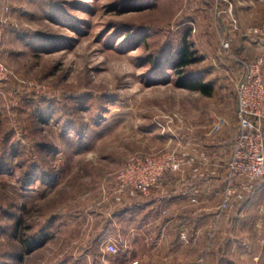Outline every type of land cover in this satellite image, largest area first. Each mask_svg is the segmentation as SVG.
<instances>
[{"label":"rangeland","instance_id":"374dc122","mask_svg":"<svg viewBox=\"0 0 264 264\" xmlns=\"http://www.w3.org/2000/svg\"><path fill=\"white\" fill-rule=\"evenodd\" d=\"M0 30V264H183L162 225L134 234L157 189L121 169L236 134L237 84L255 64L264 78V0H0ZM184 37L210 96L178 84ZM22 234L43 243L18 260Z\"/></svg>","mask_w":264,"mask_h":264},{"label":"crops","instance_id":"0c3cea01","mask_svg":"<svg viewBox=\"0 0 264 264\" xmlns=\"http://www.w3.org/2000/svg\"><path fill=\"white\" fill-rule=\"evenodd\" d=\"M226 133L228 139L220 135L215 141L201 140L195 146L190 142L182 147L181 154L190 163L181 171L167 174L165 184H156L153 189L157 191L152 189V194L138 199L133 207L135 217L152 218L146 225L141 222L134 234L144 229L159 230L162 225V230L153 234L154 239L158 244L168 239L170 257L177 252L174 243L179 240L183 264H264V180L253 185L245 200L221 209L226 164L236 136L232 131ZM162 213L168 214L165 221L160 220ZM177 222L182 228L175 236Z\"/></svg>","mask_w":264,"mask_h":264},{"label":"built area","instance_id":"2783aa9c","mask_svg":"<svg viewBox=\"0 0 264 264\" xmlns=\"http://www.w3.org/2000/svg\"><path fill=\"white\" fill-rule=\"evenodd\" d=\"M1 42L0 30V84L7 79V68L1 61ZM256 65L246 70L237 84L238 132L226 164L227 179L221 209L245 200L253 185L264 180V78ZM158 125L164 132L169 128L168 122ZM189 163L178 148L143 158L131 157L121 169L122 186H132L147 194L165 172L181 171Z\"/></svg>","mask_w":264,"mask_h":264},{"label":"trees","instance_id":"16d2710c","mask_svg":"<svg viewBox=\"0 0 264 264\" xmlns=\"http://www.w3.org/2000/svg\"><path fill=\"white\" fill-rule=\"evenodd\" d=\"M138 40H143V38H138ZM183 46L178 51L179 58L173 62L172 68L176 71L179 75L178 84L184 87H190L193 89L199 90L204 95L210 96L213 93V87L209 83H205L201 80L196 81L195 77H191L190 75L185 74L184 68L194 63L196 60L194 58V53L190 49L189 45L187 44V40L183 38ZM32 169V166H31ZM21 248L19 252V256L17 259L20 260L22 255L26 254L27 252L31 251L35 246H39L43 243L42 238L39 236L38 238H23V234L21 237Z\"/></svg>","mask_w":264,"mask_h":264}]
</instances>
